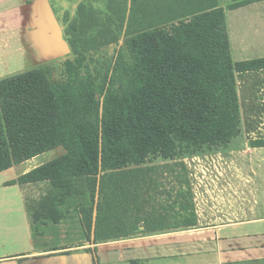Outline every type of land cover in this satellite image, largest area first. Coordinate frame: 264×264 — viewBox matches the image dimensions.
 Wrapping results in <instances>:
<instances>
[{
  "label": "trees",
  "instance_id": "obj_1",
  "mask_svg": "<svg viewBox=\"0 0 264 264\" xmlns=\"http://www.w3.org/2000/svg\"><path fill=\"white\" fill-rule=\"evenodd\" d=\"M198 1L159 10L169 1L109 0L112 18L104 23L80 3L77 15L65 19L71 57L59 80L48 65L0 77V172L55 147L65 150L18 178L49 181L39 203L42 221L59 222V207L80 199L92 244L168 231L165 218L144 212L150 163L226 148L240 123L235 72L264 69V58L233 61L223 7ZM251 1L257 0L228 9ZM123 31L115 56L99 61L101 39L108 33L118 43Z\"/></svg>",
  "mask_w": 264,
  "mask_h": 264
},
{
  "label": "crops",
  "instance_id": "obj_2",
  "mask_svg": "<svg viewBox=\"0 0 264 264\" xmlns=\"http://www.w3.org/2000/svg\"><path fill=\"white\" fill-rule=\"evenodd\" d=\"M168 1V4L159 2L158 9L171 4L174 7L169 8L174 10L181 6L193 8L199 2ZM216 1V6L225 11L233 61L264 58V0L234 9H228V5L243 0ZM235 13L241 16L239 21H231ZM53 15L52 0H0V46L9 49L8 57L17 53L7 64L10 68L32 66L38 55V44H53L48 41L52 39ZM7 28L21 29L23 33L19 39L9 38L11 34L4 35ZM40 30L44 31L39 33ZM11 44L19 45L18 49L25 44L27 49L18 51ZM1 53L7 58L2 47ZM258 71L264 78V69ZM13 167L0 172V264H264V216L137 234L94 244L81 236L80 224L66 225L62 217L57 223L47 222L44 234L38 229L39 233L35 234L27 211V184L10 183L20 176L14 175Z\"/></svg>",
  "mask_w": 264,
  "mask_h": 264
},
{
  "label": "rangeland",
  "instance_id": "obj_3",
  "mask_svg": "<svg viewBox=\"0 0 264 264\" xmlns=\"http://www.w3.org/2000/svg\"><path fill=\"white\" fill-rule=\"evenodd\" d=\"M236 2L239 1H232L230 4ZM52 3L54 4V24L50 32L52 39L49 38L48 41L53 42L54 45L42 42L38 44L36 60L32 66L26 68L25 66L10 68L7 64L14 55L17 56V53L14 52L8 57L9 49L6 50L5 45L0 46V77L48 65L52 69V77L59 80L63 60L71 57L64 35L67 25L65 19L70 21L77 15L80 3L93 7L102 23L112 18L108 7L109 0H52ZM125 4H128V0ZM152 7L149 3L146 9L152 11ZM167 7H174V5H167ZM240 17L238 13H235L231 21H239ZM110 26L114 30V25ZM20 30L7 28L4 35L8 37L11 34L9 38L19 39L23 33ZM41 31L44 30H40L39 33ZM61 34L62 37H60ZM123 36L124 31L116 43V40H112L107 33L101 39L106 45H102L97 56H94L99 61L100 55L112 59L115 56V50L123 45ZM11 46L18 51L27 49L25 44H21L20 49H18L19 45L11 44ZM1 47L6 52L7 58L3 57ZM257 72L259 71L235 72L240 123L238 132L231 138L226 148L213 147L192 157L170 162L154 160L150 163L155 169L148 176L152 185L145 190V198L148 202H144V212L145 214L152 212L160 218H165L170 226L167 230L186 228L185 220L204 226L264 216V78L261 71V75ZM64 152L62 146L55 147L14 165L13 173L21 176ZM19 177L14 182L18 183ZM24 184H27L25 197L33 230L35 234L39 232L44 234L48 228L46 224L48 221H42L39 203L50 189L49 181ZM79 206L80 199H70L59 208L63 212L65 224L68 225L70 222L80 224L84 232L80 231L81 236L88 240L83 218L79 215ZM54 238L59 239L57 236Z\"/></svg>",
  "mask_w": 264,
  "mask_h": 264
}]
</instances>
